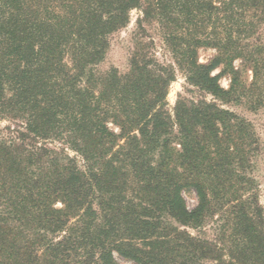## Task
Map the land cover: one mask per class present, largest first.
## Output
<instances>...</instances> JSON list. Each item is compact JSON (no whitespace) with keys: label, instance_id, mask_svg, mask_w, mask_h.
Returning <instances> with one entry per match:
<instances>
[{"label":"trees","instance_id":"1","mask_svg":"<svg viewBox=\"0 0 264 264\" xmlns=\"http://www.w3.org/2000/svg\"><path fill=\"white\" fill-rule=\"evenodd\" d=\"M132 10L139 31L161 25L210 101L180 98L171 116L176 70L143 35L127 73H93ZM263 27L264 0H0V123H12L0 124V264H264L247 172L258 139L222 107L243 96V71L249 88L264 79ZM202 48L215 51L208 63ZM215 215L227 218L220 244L187 231Z\"/></svg>","mask_w":264,"mask_h":264},{"label":"rangeland","instance_id":"2","mask_svg":"<svg viewBox=\"0 0 264 264\" xmlns=\"http://www.w3.org/2000/svg\"><path fill=\"white\" fill-rule=\"evenodd\" d=\"M140 16L139 10H132L130 13V21L126 27L111 34L108 38L109 48L107 49L104 59L91 69L97 76L104 75L111 69H116L119 74H125L129 70V59L136 47L137 39L143 35V39L146 43H149V49L146 50L152 55L158 62L165 65H173L176 70L175 79L170 82L168 87V94L166 97L167 107L169 114L172 116V110L177 101L182 98L186 101H210L211 97L204 95L198 89L189 86L186 82L183 71L176 68L173 63L172 56L169 52L168 46L163 39V30L161 25L157 24L153 19L150 23H143L144 32L139 31L136 26V20ZM264 37V27L261 34ZM215 55V51L209 48H202L198 50V61L200 63H208ZM239 62H235L234 65L238 66ZM220 68L213 71L214 74L218 73ZM230 76L224 75L219 79L220 85L224 89H228L230 85ZM243 83L244 88L243 96L240 100L231 101L225 105H222L224 109H228L238 117L246 120L252 126L251 129L255 133L258 139L257 150L253 153L252 166L248 172L250 176L256 182L257 194L259 204L264 205V79H258L255 87L249 88L252 81V73L246 69L241 74V79H238ZM249 89V90H248ZM257 99L260 104L255 105ZM1 127L12 125L10 121H1ZM70 156H75V153L69 151ZM78 166L84 167L81 159L76 156ZM182 196L186 202V206L192 209L196 205V196L192 190L183 191ZM58 206H60L58 204ZM227 218L222 216V219L218 215L210 216L205 224L199 229H187L191 235L209 241H218V244L222 240V231L226 228ZM183 229V228H181ZM116 264H134L131 261L125 260L114 254Z\"/></svg>","mask_w":264,"mask_h":264}]
</instances>
